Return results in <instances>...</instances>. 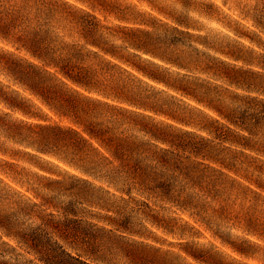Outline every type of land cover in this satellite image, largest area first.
<instances>
[{"label":"rangeland","instance_id":"374dc122","mask_svg":"<svg viewBox=\"0 0 264 264\" xmlns=\"http://www.w3.org/2000/svg\"><path fill=\"white\" fill-rule=\"evenodd\" d=\"M14 1L16 0H9L11 3ZM59 1L66 3L61 4L59 8L53 4L51 9L31 3L25 5L27 15L34 22L40 23L41 30L49 33L57 43L83 44V50L92 47L86 44L77 21V16L85 14V21L94 20L99 25L111 27L106 31L113 28L112 34L106 33L105 41L107 44L109 41L120 46L118 50L127 57L137 59L132 55L133 48L122 38L124 35L125 39H128L126 35H129L124 34L122 28L126 31L137 25L151 32V40L160 39L155 51L165 56L179 54L190 63L194 61L193 59L204 57H209L215 62L222 58L228 62L226 66L229 68L231 65L228 64L236 62L243 67L264 73V68L260 66L234 60L207 45L209 43L221 47H226L225 45L234 47L236 43L246 44L254 49L252 53L254 58L261 63L264 62V57L259 53L263 47L257 46L246 36H238L235 32L237 29L253 34L251 28H254L260 39L264 40L263 32L252 25L251 16L255 9L262 6L264 0ZM74 11V15L69 13ZM171 41H177V44H169ZM157 52L142 55L157 63V70H161L170 81L177 82L181 74L195 75L214 85L217 84V88L222 91L223 97L226 95L228 102L232 99L238 103L245 94L264 98V91L248 90L245 86L196 68L179 67L161 58ZM19 55L34 60L14 41V34L6 38L0 36V86L8 94H17L26 109L39 116L10 109L2 102L0 110L7 111V119L11 120L70 124L69 118L56 114L25 85L16 82L14 76L10 74L8 65L12 59H19ZM142 60L139 61L146 63ZM150 65L156 67L154 64ZM136 75L142 79L140 84L147 88L148 94H154L151 99H156L157 105L161 103L159 106H164L171 114L148 109L144 112L150 115L149 121L161 124L174 132L191 130L209 136L210 132L202 128L203 124L210 122L209 115L222 120L214 110L192 97L183 95L162 82H156L139 73ZM237 77L241 78L240 75ZM256 80L264 82V74L256 76ZM12 89H16L18 93ZM187 119L192 122H186ZM233 128L238 129L234 126ZM2 129L0 141L8 149V153L0 151V210L8 214L11 233L28 235L31 229L37 226L44 228L46 221L62 220L67 215L78 222L80 230L78 234L89 227L99 234H104V239L115 242L117 238L115 244L121 243L126 246L130 244L126 242H131L137 251L143 249L150 264H264V153L261 151L245 149L244 153H240V148L235 147L238 159L243 161L242 167L238 173L221 168L228 175L210 170L211 175L218 181L216 188L208 186L209 191L214 194L206 190L205 180L199 184L196 181L189 183L181 177L175 179V186L185 184L187 187L178 202L163 201L155 196L147 197L146 193L139 192L136 188L131 190L133 198L129 204L121 202L116 195L105 194L103 201L109 202L113 210L125 209L123 214L129 215L132 231H128L120 230L109 222L108 215L118 214L103 208L102 203L98 204L97 199L101 197V193L96 190L82 192L84 184L72 176L73 173L81 172L67 162L73 157L70 149L58 148V155L42 153L34 146L7 138L8 132ZM259 129L262 131L264 127L260 126ZM33 131L26 130L30 139L37 137ZM133 131L139 137L143 135L136 129ZM249 142L255 143L256 147L264 148V135L260 133L254 135ZM4 160L13 162V165L4 163ZM247 163H252L248 167V172L245 170ZM257 165H260L261 172L256 170L255 167H259ZM101 184L106 186L104 182ZM72 185L76 188L73 189ZM109 189L116 193L121 192L116 191L113 186H109ZM141 199H147L150 206L143 204ZM184 199L189 200L190 204L181 206L180 203ZM124 204L125 207L121 208L120 205ZM69 207L74 211L70 212ZM45 230L48 242L55 239L63 242L53 229L52 231L48 227ZM105 232L112 234V237H107ZM67 248L73 253L80 254V257L89 264H127V257L121 252V255L116 256L106 251L105 247L101 250L98 248L95 256L90 257L80 249L75 250L68 246ZM39 257L36 251L17 236L6 234L0 227V264H47Z\"/></svg>","mask_w":264,"mask_h":264},{"label":"trees","instance_id":"16d2710c","mask_svg":"<svg viewBox=\"0 0 264 264\" xmlns=\"http://www.w3.org/2000/svg\"><path fill=\"white\" fill-rule=\"evenodd\" d=\"M27 3L38 7L47 6L51 9L53 4L59 8L66 2L16 0L11 3L9 0H0V36L6 38L14 34V41L34 58L32 60L19 55V59L11 60L8 70L16 82L25 85L56 114L69 118L70 124L11 120L7 119V111L0 110V129L3 128L2 130L8 132L7 138L34 146L42 153L58 155V148L70 149L73 157L67 162L81 172V174L73 173L72 176L84 184L82 192L96 190L101 193L102 198L97 199L98 204L102 203L103 208L118 214V216H107L109 222L116 228L132 231L129 215L123 214L125 209L113 210L109 202L103 201L105 194L116 195L121 202L129 204L133 198L131 190L136 188L139 192L146 193L147 197L155 196L163 201L178 202L187 186L184 184L176 187L177 177H181L185 182L196 181L198 184L205 180L207 188L202 184L201 186L214 194L209 191L208 186L216 188L218 181L211 175L210 170L219 171L224 175L228 174L222 169L238 173L243 164V161L237 157L238 147L240 153H244L245 149H255L264 153V148L256 147L255 143L249 142L254 135L259 133L264 135V130L259 129L260 126L264 127V98L245 94L238 103L233 102L232 99L228 102L226 95L223 97L222 91L217 88V84L214 85L195 75L181 74L177 82L170 81L161 70H157V63L142 55L155 54L160 39L151 40V32L137 25L126 31L122 28L124 34H129L126 35L128 39H125L124 35L122 38L133 48L132 55L137 59L120 53L118 50L120 46L109 41L107 44L106 33L112 34L113 28L106 31L111 27L99 25L94 20L85 21V14H80V19L77 16V21L86 44L92 47L83 50V44L57 43L49 33L41 30L40 23L34 22L27 15L25 6ZM69 13L74 15L75 11ZM251 16L252 25L264 35V3L260 8L255 9ZM251 29L253 34L237 29L235 32L238 36H246L257 46L263 47L259 53L264 57V40L260 39L259 33H256L254 28ZM169 44L175 45L177 41H171ZM207 45L234 60L264 68V62L256 60L252 55L254 49L246 44L236 43L234 47L229 45L221 47L209 43ZM156 54L179 67L196 68L245 86L248 90L264 91V82L256 80V76L264 73L243 67L236 62L228 64L231 65L229 68L226 66L228 62L222 58L215 62L209 57H204V59H193L194 61L190 63L179 54L169 56L158 52ZM140 58L146 63L139 61L142 60ZM149 63L156 67H152ZM137 73L156 82H162L181 94L205 104L222 120L209 115L210 122L202 125L203 129L210 132L209 136L191 130L174 132L161 124L149 121L150 115L145 113V110L170 113L164 106H159L161 103L157 105L156 99H151L154 94H148L147 88L140 84L142 79L136 75ZM12 91L18 93L16 89ZM0 102L10 109L39 116L26 109L17 94H8L2 86H0ZM172 116L176 117V115ZM186 122L192 121L187 119ZM233 126L238 129L235 130ZM133 129L147 137L144 138L143 135L139 137ZM26 130H34L33 132L37 134L36 139L33 137L30 139ZM0 151L8 153V149L1 141ZM4 163L13 165V162L7 160H4ZM251 164L245 165L247 172ZM257 166L259 167H255L256 170L261 172L260 165ZM252 173L253 171L250 174ZM255 176L258 178V174ZM102 182L106 183V186L101 184ZM109 186L121 192H113ZM72 188L76 186L72 185ZM141 202L150 206L147 199H141ZM189 204L190 201L187 199L180 203L181 206ZM120 207H125V204ZM69 210L74 211L72 207H69ZM45 223L44 228L37 226L31 229L28 235L23 233L15 235L11 233L8 214L0 210V227L6 234L17 236L36 251L40 255L39 258L47 264H89L80 257V254L73 253L67 246L75 250L80 249L89 257L95 256L98 248L101 250L105 247L106 251L116 256L121 254L126 256L127 264H150L148 255L143 249L137 251L131 242H126L130 243L126 246L121 243L115 244L117 238L115 242L104 239V234H99L89 227L78 234L79 224L73 217L65 215L62 220L50 219ZM48 227L53 229L63 242L57 239L48 242L45 238L47 233L45 228ZM105 235L112 237L110 233L105 232Z\"/></svg>","mask_w":264,"mask_h":264}]
</instances>
